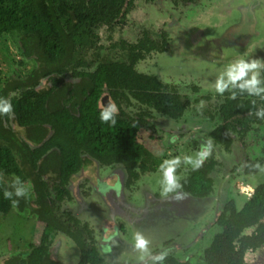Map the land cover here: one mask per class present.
Here are the masks:
<instances>
[{"label": "flooded vegetation", "instance_id": "flooded-vegetation-1", "mask_svg": "<svg viewBox=\"0 0 264 264\" xmlns=\"http://www.w3.org/2000/svg\"><path fill=\"white\" fill-rule=\"evenodd\" d=\"M76 1L98 5L96 13L79 14L88 20L89 35L76 46L80 60L56 63L62 69L40 77L36 89H49L50 76L56 77L74 111L75 91L80 95L94 82L85 74L101 76V65L108 66L105 77L96 79L101 83L96 109L116 103V121L135 129V134L127 127L119 132H132L150 156L125 161L103 144L80 152L78 169L63 184L70 194L59 214L83 248L54 230L49 259L58 264H155L151 257L167 250L163 264H264V120L254 114L264 100L238 89L231 90L236 96L230 98L229 91L220 95L214 89L219 72L241 56L264 63V0H67L73 15ZM30 61L32 68L40 66ZM9 122L19 139L30 143L31 125ZM41 126L40 144L54 133L48 123ZM172 135L175 143L169 142ZM209 140L212 152L199 169H177L182 198L162 196L161 161L169 154L195 155ZM130 146L129 141L124 148ZM53 149L60 157L52 146L39 160L53 163L42 173L49 185L60 181V160L48 158ZM17 160L21 167L22 157ZM101 184L119 187L102 192ZM15 210L36 225L26 248L5 254L0 264L11 256L19 257L17 264H28L31 245L41 243L35 239L42 223L38 215ZM137 232L148 240V252L135 246ZM64 239L77 246L76 261H64Z\"/></svg>", "mask_w": 264, "mask_h": 264}, {"label": "trees", "instance_id": "trees-1", "mask_svg": "<svg viewBox=\"0 0 264 264\" xmlns=\"http://www.w3.org/2000/svg\"><path fill=\"white\" fill-rule=\"evenodd\" d=\"M74 3L77 15L69 12L72 6L67 0H0V38L12 34L17 39L22 62L32 58L40 63L39 67L30 69L24 78L9 79L0 89V97L9 99L13 105L12 112L0 114V189L8 187L14 175L31 183L27 198L13 196L11 200L5 199L0 191V217L6 216L12 207H16L20 211L28 209L36 213L42 222L35 232V239L41 240V243L31 245L27 255L28 264H58L49 259V243L54 230L67 233L83 248L80 237L68 228L59 214L65 197L70 194L63 184L78 169L79 154L83 149L93 151L101 144L107 145L108 153L118 154L125 161L134 163L139 157L147 160L150 156L146 148L135 142L134 128H128L125 122L116 121L115 125H110L100 120L99 111L96 109L101 84L96 79L100 73L85 74L94 82L87 84L88 91L83 90L80 95L75 91L77 98L73 104H77V101L78 104L74 111L67 107L66 92L59 87L56 77L50 76L49 89L46 88L47 85L36 89L40 77L62 69L56 63L80 60L76 46L82 40H87L89 35L87 36L86 27L88 20L79 18V14L96 13L98 5L93 1L86 5L79 1ZM42 62L56 66L43 68ZM107 67L101 65L99 68L102 70L101 76L99 75L101 78L109 70ZM10 118L18 125H31L36 135L33 136L29 129L27 136L31 138L30 143L19 139V135L10 125ZM43 122L48 123L54 133L49 140L40 144L43 138ZM126 127L133 134H121V128ZM129 141L130 149L124 148ZM52 146L59 149L60 157H56V150L53 149L48 158L60 160V170L56 177L60 181L54 180L49 185L43 179L42 173L53 163H46L45 158L40 163L39 160L45 150ZM18 156L23 159L21 167ZM12 200L18 202L14 204ZM18 259L17 256H11L2 264H17Z\"/></svg>", "mask_w": 264, "mask_h": 264}, {"label": "clouds", "instance_id": "clouds-1", "mask_svg": "<svg viewBox=\"0 0 264 264\" xmlns=\"http://www.w3.org/2000/svg\"><path fill=\"white\" fill-rule=\"evenodd\" d=\"M214 89L217 94L223 95L225 91H229L230 98H235L236 92L232 89H238L242 93H246L250 97H258L264 100V63L257 59H249L245 56H241L239 59L228 63L224 69L219 72L214 82ZM256 103L255 100L252 101ZM13 111V105L7 98L0 97V114H7ZM119 109L114 102H109L107 106H102L99 112V118L102 122H107L110 125L116 124V115ZM255 116L264 120V107L257 108L255 110ZM177 137L172 135L169 138L170 143H175ZM213 149L211 140L200 145L199 149L195 152V155H184L183 157L176 155L170 158H165L159 164L160 171V194L162 196H168V194H174L175 199L182 198V192L177 191L182 189L180 183L181 177L177 174V169L181 165H189L192 170L199 169L204 161L209 157ZM118 184L112 185H99L100 191H106L108 188H118ZM31 183L29 181L21 180L19 176H13L8 183V187L0 189L5 199H12L15 197L27 198L30 194ZM244 191L247 194H251L250 188H245ZM15 204L18 201L12 200ZM111 234L106 236L105 239H110ZM148 240L137 232L135 234V246L144 252H148ZM168 255L167 250L160 252L157 255L151 257L155 264H163L165 257Z\"/></svg>", "mask_w": 264, "mask_h": 264}, {"label": "rangeland", "instance_id": "rangeland-1", "mask_svg": "<svg viewBox=\"0 0 264 264\" xmlns=\"http://www.w3.org/2000/svg\"><path fill=\"white\" fill-rule=\"evenodd\" d=\"M22 59L15 36L3 35L0 38V89L7 80L22 79L30 71L33 65L31 59L24 63ZM34 225L35 221L26 213L16 212L15 207L6 216L0 217V260L5 254L26 248ZM64 240L65 246L61 251L64 261H76L79 257L77 246L69 239Z\"/></svg>", "mask_w": 264, "mask_h": 264}]
</instances>
